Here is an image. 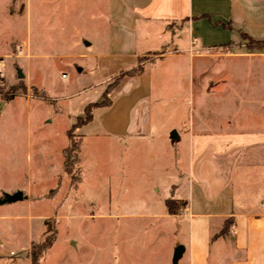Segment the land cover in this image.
I'll use <instances>...</instances> for the list:
<instances>
[{
  "label": "crops",
  "instance_id": "obj_1",
  "mask_svg": "<svg viewBox=\"0 0 264 264\" xmlns=\"http://www.w3.org/2000/svg\"><path fill=\"white\" fill-rule=\"evenodd\" d=\"M61 2L58 11L66 14V0ZM45 3L39 6L33 38L31 6L25 8L23 0H0L1 72L5 60H23L24 78L12 84L20 81L39 88L37 78H49L60 66L55 60L68 59L67 53L59 52L69 44L77 47L79 58L96 61V72L102 62L129 72L141 66L145 56L158 54L142 65L141 75L121 77L108 94L110 105L96 108L92 121L75 129L81 138L108 140L124 150L129 148L128 141L141 149L158 139L146 106L150 100V91L144 90L146 72H173L174 76L192 72L199 77L203 92L220 98V119L212 121L202 115L188 132H177V139L171 137L176 158L187 162V176L183 183L171 185L170 193L185 207L176 215L166 212L164 216L177 222L179 232H186V240L177 245L185 248L183 256L187 255L189 264H210L218 244L230 253L231 264H264V72L258 69L264 49L251 50L247 45L249 41L264 44V0H107L104 36L98 42L79 45L66 38L65 17L59 26L50 23L47 13L53 10ZM25 15L26 26L20 25ZM6 21L11 25L9 39L4 34ZM217 49L222 51L213 53ZM249 59H257V72H242V62ZM78 73L75 92L55 99L68 101L64 108L71 112L69 130L88 106L103 102L115 82H93L81 76L84 69ZM156 83L153 80L152 87ZM14 103L1 98L0 117ZM58 112L57 121L64 110ZM160 140L169 143L167 137ZM64 149L56 150L60 159ZM138 165L134 162L131 167ZM231 218L232 226L221 236ZM228 257L220 256V264H227Z\"/></svg>",
  "mask_w": 264,
  "mask_h": 264
},
{
  "label": "rangeland",
  "instance_id": "obj_2",
  "mask_svg": "<svg viewBox=\"0 0 264 264\" xmlns=\"http://www.w3.org/2000/svg\"><path fill=\"white\" fill-rule=\"evenodd\" d=\"M23 1L25 8L31 6L33 38L39 6L45 1L53 10L47 13L53 26H59L65 17L69 42H98L105 34L107 0H66V14L58 11L61 0ZM27 18L25 15L20 25L26 26ZM3 26L9 39L11 25L6 21ZM81 35L84 40L79 39ZM247 45L251 50L264 49V44ZM78 51L69 44L59 52L67 53L68 59L55 60L60 66L49 78H37L35 84L40 89L20 81L13 85L19 71L26 73L24 61L5 60L2 73L7 81L4 77L0 81V99L14 90L15 103L0 117V200L17 192H22L24 199L0 204V264H32L33 247L38 253L49 243L52 245L43 251L39 264H175L177 242L187 236L178 231L174 219L164 216L168 213L164 200L172 198L171 185L185 181L187 162L176 158L171 136L174 131L188 132L202 115L212 121L220 119L221 100L216 94L211 97L203 92L200 78L192 72L176 76L173 72H146L144 90L150 91L146 106L159 140L141 149L128 141L129 148L124 150L108 140L81 138L75 134L77 127L69 130L71 112L64 108L68 101L56 97L75 92L73 84L80 69H84L81 76L93 82L116 81L126 72L106 62L96 72V61L79 58ZM157 55L145 56L133 71ZM256 60L243 61L242 72H257ZM259 60V72H264V61ZM153 80L157 83L152 87ZM24 95L37 99L27 100ZM60 108L64 112L57 121ZM69 137L73 148L80 146L81 151L79 163L66 174L61 164L63 153L60 159L56 150L68 149ZM163 137L168 138V145L159 142ZM134 162L139 165L131 167ZM225 252L216 245L210 264H220L223 254L229 256L227 264H231L230 253ZM178 264H189L187 255Z\"/></svg>",
  "mask_w": 264,
  "mask_h": 264
},
{
  "label": "trees",
  "instance_id": "obj_3",
  "mask_svg": "<svg viewBox=\"0 0 264 264\" xmlns=\"http://www.w3.org/2000/svg\"><path fill=\"white\" fill-rule=\"evenodd\" d=\"M249 42H253V41H249ZM255 43V42H253ZM257 44H261V43H257ZM142 73V68H140L138 71H129V72H126L124 74H122L121 76L124 77V76H130V77H135V76H138V75H141ZM121 78H119L118 80H116L111 86H109V88L107 89V92L106 94L104 95V100L102 103L100 104H94V105H90L87 107L85 113H84V117H81V118H78L77 120V123L74 125V127H82V126H85L87 124H89L92 119H93V111L96 109V108H99V107H107L110 105V101L108 99V94L110 93V91L112 89H114L115 87H117V85L119 84V81H120ZM3 79L0 78V81H2ZM1 94V93H0ZM15 96V91L14 90H10L8 91V94L7 96L4 97L5 100H12ZM69 136V135H68ZM70 141H71V145L70 147L73 149L72 151L68 149L64 150L63 151V158H64V163H63V166H64V171L66 174H71V168L73 166H75L76 164L79 163V155H80V151H81V147L80 146H75V148H73V143H72V138L69 137ZM78 182H75L74 184L77 185ZM166 207H167V210H168V214L169 215H176L180 212V210L185 207V203L184 202H179V201H176V200H173L172 198L171 199H168L166 201ZM233 219H228L226 221V225L224 226V229L223 231L221 232V236L223 235H226L230 229V227L232 226L233 224ZM219 235H216L214 236L213 240L218 238ZM52 243H49V244H44L43 247L39 250V252L37 253L36 250H35V247H33V253H32V264H39L41 258H42V253L45 249H48L49 247H51Z\"/></svg>",
  "mask_w": 264,
  "mask_h": 264
},
{
  "label": "water",
  "instance_id": "obj_4",
  "mask_svg": "<svg viewBox=\"0 0 264 264\" xmlns=\"http://www.w3.org/2000/svg\"><path fill=\"white\" fill-rule=\"evenodd\" d=\"M19 78L23 79L24 75L22 72H19ZM173 139H177L178 135L177 132L174 131L171 136ZM24 199V194L22 192H17L14 195H6L3 200H0V204H6V203H13L17 201H21ZM185 252V248L183 246H178L176 251H175V256H174V263L178 264L179 260L183 257V254Z\"/></svg>",
  "mask_w": 264,
  "mask_h": 264
},
{
  "label": "built area",
  "instance_id": "obj_5",
  "mask_svg": "<svg viewBox=\"0 0 264 264\" xmlns=\"http://www.w3.org/2000/svg\"><path fill=\"white\" fill-rule=\"evenodd\" d=\"M0 68H1V65H0ZM2 77H4V75H3V73L0 70V78L3 79Z\"/></svg>",
  "mask_w": 264,
  "mask_h": 264
}]
</instances>
